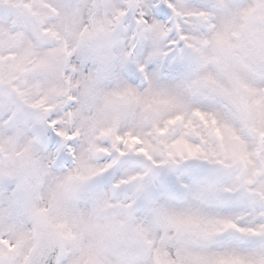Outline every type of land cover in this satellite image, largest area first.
I'll list each match as a JSON object with an SVG mask.
<instances>
[{"label": "snow or ice", "instance_id": "snow-or-ice-1", "mask_svg": "<svg viewBox=\"0 0 264 264\" xmlns=\"http://www.w3.org/2000/svg\"><path fill=\"white\" fill-rule=\"evenodd\" d=\"M0 264H264V0H0Z\"/></svg>", "mask_w": 264, "mask_h": 264}]
</instances>
